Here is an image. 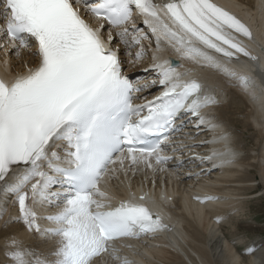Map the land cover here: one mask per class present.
<instances>
[{
  "label": "snow or ice",
  "instance_id": "1",
  "mask_svg": "<svg viewBox=\"0 0 264 264\" xmlns=\"http://www.w3.org/2000/svg\"><path fill=\"white\" fill-rule=\"evenodd\" d=\"M134 17L155 37L144 69L161 88L154 99L141 97L147 89L121 60L122 50L133 68L147 58L149 37ZM241 38L251 41L250 30L211 0H0V51L10 60L23 50L33 61L21 63L26 75L0 80V219L9 203L18 213L0 228V264H128L117 242L170 231L144 205L146 194L113 208L109 189L141 173L186 169L174 143L188 138L178 135L185 117L196 129L217 127L202 114L218 106L216 97L159 54L171 49L249 94L253 82L227 67L257 59ZM13 222L37 243L7 233Z\"/></svg>",
  "mask_w": 264,
  "mask_h": 264
},
{
  "label": "bare ground",
  "instance_id": "2",
  "mask_svg": "<svg viewBox=\"0 0 264 264\" xmlns=\"http://www.w3.org/2000/svg\"><path fill=\"white\" fill-rule=\"evenodd\" d=\"M219 1L225 11L238 18L250 30L251 41L241 38L246 48L253 49L254 53L264 58V0ZM255 3L258 4V7H255ZM135 20L138 29L149 37V40L144 41L143 44L152 45L155 42V37H152L150 30L144 26L141 19ZM113 43L118 44V41H113ZM164 47L167 48L166 45ZM133 55H135V51H133ZM161 55V60L169 59L180 62L179 72L196 68L197 71L209 75L210 80L207 83L206 94L214 95L219 104L216 108L206 110L215 114L216 122L222 123L224 127L222 130L225 131L226 137L242 152L243 156L238 160L236 151L224 152L223 148L228 139L221 140L219 139L221 136L218 134L213 140L215 148L211 154L213 156L215 153L211 159L212 163L220 165L216 170L206 166L195 167L193 178L188 180H183L187 171L169 172L172 175L170 178L171 187L170 189L166 187L161 194L160 203L169 209L170 219L174 222L173 230L148 235L141 234V238L137 240H123L124 243L131 242L132 247L119 251L121 260H127L128 264H213L216 259L220 264H242L241 256L235 251L234 245L244 244L245 249L251 247L254 250L253 255H248L249 259L246 264H264V239L243 240L237 237L233 241H229L223 230L225 224L232 231L235 230L234 224L239 217L243 216L247 201L250 199L247 197L251 196L249 192L261 185L262 188L258 193L264 195V97H259L261 91L264 92V82H261L264 76V65L261 64V68L255 70L246 64L247 60L244 58H241L239 62L227 65L230 70L248 77L253 82V91L245 94L214 70L201 69L190 62L182 61L177 55L172 54L171 49H167ZM9 56H11V50H9ZM30 56V53L22 50L19 59L12 57L9 60L0 51V72L3 80L11 83L19 74H25L26 72H23L20 65L23 62L32 65L33 61ZM4 60L7 61L6 69L2 64ZM121 60L125 66L126 75L143 80L142 84L147 89L145 97L149 98L160 90L159 86L151 87L154 74L144 70L147 58L133 68L127 51L122 50ZM260 72L262 75H258ZM210 118L214 119V117ZM244 133L250 135L247 140L252 139L249 148L245 146ZM196 136L198 134L192 124L188 128L187 135L183 136L188 137L184 139V142L194 143L198 141L194 139ZM187 152L189 149L178 150L182 156H187ZM169 168L171 167L169 166ZM197 173L199 179L196 178ZM147 176H152V174L149 173ZM158 176L161 174L146 177V180H154ZM138 183L145 185L141 174L130 179L131 185ZM114 187L119 189V184L117 183ZM153 195L156 197V191ZM8 200H13V197L9 196ZM198 200L214 202L200 204L197 202ZM5 207L6 211L3 213V218L0 219V228L9 220L15 221L18 217L12 203ZM52 211L54 213L56 209ZM218 218L225 222L216 224L215 221ZM160 219L166 227L167 220ZM42 226L47 227V225ZM7 233L15 235L25 246L32 247L37 243L24 231V226L21 223L9 224ZM39 243L44 244L47 249L53 247L51 241H40Z\"/></svg>",
  "mask_w": 264,
  "mask_h": 264
},
{
  "label": "rangeland",
  "instance_id": "3",
  "mask_svg": "<svg viewBox=\"0 0 264 264\" xmlns=\"http://www.w3.org/2000/svg\"><path fill=\"white\" fill-rule=\"evenodd\" d=\"M239 128L240 127H238V130H240ZM248 136L250 135L244 133V139H246V148L251 147L250 144L252 142V139L247 140ZM261 188L262 187L260 185L259 187L253 189V191L249 192L251 196H247L250 199L247 201L245 212L243 216L239 217L237 222L234 224L236 231H232L226 224L223 226L224 235L229 241H233V239L237 237H240L243 240H253L255 238L264 239V195H259L260 193H258ZM234 248L235 251L241 256V263H248L249 256L247 254H243L245 249L244 244H235ZM213 264L220 263L214 259Z\"/></svg>",
  "mask_w": 264,
  "mask_h": 264
}]
</instances>
